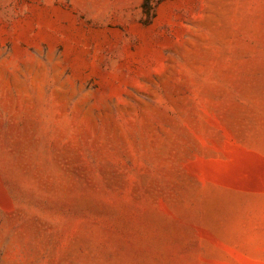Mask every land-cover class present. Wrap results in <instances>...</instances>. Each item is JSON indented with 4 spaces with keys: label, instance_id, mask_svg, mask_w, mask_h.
Returning <instances> with one entry per match:
<instances>
[{
    "label": "rangeland",
    "instance_id": "obj_1",
    "mask_svg": "<svg viewBox=\"0 0 264 264\" xmlns=\"http://www.w3.org/2000/svg\"><path fill=\"white\" fill-rule=\"evenodd\" d=\"M0 264H264V0H0Z\"/></svg>",
    "mask_w": 264,
    "mask_h": 264
}]
</instances>
